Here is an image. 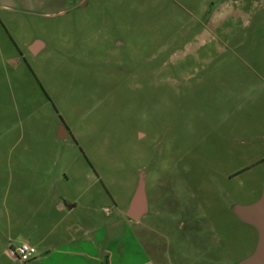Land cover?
I'll return each mask as SVG.
<instances>
[{"label":"rangeland","instance_id":"rangeland-1","mask_svg":"<svg viewBox=\"0 0 264 264\" xmlns=\"http://www.w3.org/2000/svg\"><path fill=\"white\" fill-rule=\"evenodd\" d=\"M263 186L264 0H0V264L107 223L108 264H235Z\"/></svg>","mask_w":264,"mask_h":264},{"label":"crops","instance_id":"crops-1","mask_svg":"<svg viewBox=\"0 0 264 264\" xmlns=\"http://www.w3.org/2000/svg\"><path fill=\"white\" fill-rule=\"evenodd\" d=\"M42 44V42H35L32 47L34 49H38L39 51L43 46ZM63 196L64 198L60 201L55 197H51L52 199L49 205L52 209H57L58 212L65 211V213L62 214V220L64 222L67 217L76 209L77 202L64 193ZM129 206L124 213L130 219H134L128 213ZM82 226L84 231L83 237L75 236L73 234L74 230H72L71 232L67 230L68 234L66 235L68 236V239L65 241L67 244H59V242L52 240V237L50 238L51 235L49 234L48 237L47 235L43 236L39 240V243H31L37 247L38 253L37 256L32 259L33 261H25L26 263L24 264H108L109 262H111L112 256L117 258L116 251L111 252L107 249V246L109 244H112L116 236L113 229L115 227L114 223H107L101 227H99L98 225L89 226V224H84ZM74 227L78 229L77 225ZM103 227H106L107 230L103 229ZM68 228H70V226H68ZM37 238L38 237H35V239ZM31 239L34 238L32 237ZM49 239H51L52 241H49ZM46 241L47 247L39 249L38 244H46ZM40 256L41 258H39Z\"/></svg>","mask_w":264,"mask_h":264},{"label":"water","instance_id":"water-1","mask_svg":"<svg viewBox=\"0 0 264 264\" xmlns=\"http://www.w3.org/2000/svg\"><path fill=\"white\" fill-rule=\"evenodd\" d=\"M148 211L145 181L140 179L132 198L129 215L141 218ZM232 211L243 222L252 225L258 232V241L254 251L236 264H264V186L260 197L250 204H233Z\"/></svg>","mask_w":264,"mask_h":264},{"label":"built area","instance_id":"built-area-1","mask_svg":"<svg viewBox=\"0 0 264 264\" xmlns=\"http://www.w3.org/2000/svg\"><path fill=\"white\" fill-rule=\"evenodd\" d=\"M37 247L30 242H23L19 245H11L7 254L14 260L30 261L37 256Z\"/></svg>","mask_w":264,"mask_h":264},{"label":"flooded vegetation","instance_id":"flooded-vegetation-1","mask_svg":"<svg viewBox=\"0 0 264 264\" xmlns=\"http://www.w3.org/2000/svg\"><path fill=\"white\" fill-rule=\"evenodd\" d=\"M32 50L34 51V52H38V49H33L32 48ZM59 137H64V136H67L68 135V132H67V126L64 124V123H60L59 124ZM146 190V189H145ZM146 197H147V195H146ZM147 203H148V199H147ZM148 212V211H147ZM146 212V213H147ZM243 222V221H242ZM245 223V222H244ZM250 225V224H249ZM252 226V225H251ZM236 264V263H235Z\"/></svg>","mask_w":264,"mask_h":264}]
</instances>
